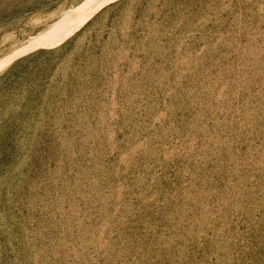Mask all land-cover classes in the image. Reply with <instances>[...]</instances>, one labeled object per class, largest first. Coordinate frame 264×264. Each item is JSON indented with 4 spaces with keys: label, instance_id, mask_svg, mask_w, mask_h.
Instances as JSON below:
<instances>
[{
    "label": "rangeland",
    "instance_id": "1",
    "mask_svg": "<svg viewBox=\"0 0 264 264\" xmlns=\"http://www.w3.org/2000/svg\"><path fill=\"white\" fill-rule=\"evenodd\" d=\"M0 264H264V0H0Z\"/></svg>",
    "mask_w": 264,
    "mask_h": 264
}]
</instances>
